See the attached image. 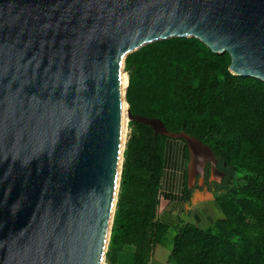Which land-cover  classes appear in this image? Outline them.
<instances>
[{
	"label": "water",
	"instance_id": "95a60500",
	"mask_svg": "<svg viewBox=\"0 0 264 264\" xmlns=\"http://www.w3.org/2000/svg\"><path fill=\"white\" fill-rule=\"evenodd\" d=\"M171 38L200 40L230 56L231 74L264 83V0H0V264H102L125 60ZM136 119L186 143L189 188L207 163L222 182L209 146Z\"/></svg>",
	"mask_w": 264,
	"mask_h": 264
},
{
	"label": "trees",
	"instance_id": "16d2710c",
	"mask_svg": "<svg viewBox=\"0 0 264 264\" xmlns=\"http://www.w3.org/2000/svg\"><path fill=\"white\" fill-rule=\"evenodd\" d=\"M168 43L202 53L199 60L193 58L187 66L178 64L170 76L174 108L179 113L191 111L197 119L155 116L150 108L140 115L132 111L110 248L116 253L145 221L141 209L133 208L130 201L146 205L150 199L144 211L151 213L147 218L156 245L163 242L168 229L157 220V195L164 177L166 143L171 139L156 135L150 126L140 123L136 117L142 116L158 118L169 131L187 133L209 146L221 167L225 165L223 169L228 177L219 186L221 196L217 198L224 218L206 229L181 224L173 238L172 261L175 264H264V83L234 76L229 71L228 54L214 56L195 38L171 39L164 44ZM137 85L131 80L128 93L132 94ZM189 157L186 146L187 161ZM233 158L254 161L259 166L243 185L226 191ZM193 191L186 182V201Z\"/></svg>",
	"mask_w": 264,
	"mask_h": 264
},
{
	"label": "rangeland",
	"instance_id": "374dc122",
	"mask_svg": "<svg viewBox=\"0 0 264 264\" xmlns=\"http://www.w3.org/2000/svg\"><path fill=\"white\" fill-rule=\"evenodd\" d=\"M171 39L153 42L127 56L125 60V74L128 78V89L131 80L134 81V83L138 84L137 88L132 94H129L127 89L126 100L130 108L131 116L132 111H135V113L140 115L145 113L146 108H150L151 112L155 116L167 114L173 118L185 117L192 120L197 119V116L191 111L179 113V111L174 108L172 104V83L170 76L172 74V71H174L175 67L178 64L187 66L191 59L194 58L199 60L198 57L202 53L200 52V50L193 51L190 48L187 51L185 46L177 43L164 44L166 42H169ZM213 55L223 57L226 54ZM132 120L133 116L129 119L127 126L125 151L128 137L131 133L130 122ZM174 158L177 161L178 155H176V157ZM186 164H188V161L186 162ZM169 165H171L170 162ZM257 166H259L257 162L246 161L240 158H233L229 167V170L232 174L230 179L231 181L226 191L233 190L234 188H238L243 185L247 178L252 176V170ZM176 168L177 165L172 167V169L174 170H176ZM201 186L202 185L200 183V187ZM192 189H198V187H196V183ZM216 190L217 189L215 188V191ZM120 191L121 182L115 207V214L119 206ZM163 194V190L158 193V202H161ZM149 201L150 199L148 200V202ZM148 202H146V205L150 203ZM130 205L135 209H141L140 211L144 215L143 220L145 221L144 223L141 222L137 226L133 237L129 241H127L116 253H114V250L110 248L109 242L107 251L105 252L104 264H175V262L172 261L170 257L173 244L172 239L175 230H169V232L166 233V236H164L163 245L158 247L159 249L156 250L157 246L159 245H156L151 239L150 221H148L149 219L147 218L151 215V213L146 212L145 214L144 211L147 206L143 205V203L141 202L139 203L138 201H130ZM189 211L190 209L187 212ZM157 252L161 253V257L157 258V261H155V255Z\"/></svg>",
	"mask_w": 264,
	"mask_h": 264
},
{
	"label": "crops",
	"instance_id": "0c3cea01",
	"mask_svg": "<svg viewBox=\"0 0 264 264\" xmlns=\"http://www.w3.org/2000/svg\"><path fill=\"white\" fill-rule=\"evenodd\" d=\"M185 153L186 143L184 141L173 139L167 141L165 171L160 190H163L164 194L161 202H159L157 220L168 226L167 232L175 230L174 236L181 224L189 223L206 229L224 218V214L217 204V198L221 196V192L215 191V188L195 189L190 199L185 200L184 183H186V167L188 165L186 164ZM176 155H178L177 161L174 158ZM176 165V170L172 169ZM189 209L190 211L187 212ZM162 245L163 242L157 246L156 250ZM159 257H161V253L157 252L155 261Z\"/></svg>",
	"mask_w": 264,
	"mask_h": 264
},
{
	"label": "bare ground",
	"instance_id": "6f19581e",
	"mask_svg": "<svg viewBox=\"0 0 264 264\" xmlns=\"http://www.w3.org/2000/svg\"><path fill=\"white\" fill-rule=\"evenodd\" d=\"M200 41V40H199ZM126 79H125V84H124V93L126 92L127 86H128V78L127 75L125 74ZM126 104V111L124 115V120H123V127H122V137H121V156H120V161H119V168H118V174H117V184H116V189H115V196H114V201H113V208H112V215H111V220H110V226H109V231H108V236H107V241H106V246H105V252L108 248L110 238H111V229H112V224H113V216L115 212V207L117 203V197H118V192L120 189V178H121V172H122V165H123V155L125 151V142H126V135H127V126L129 119L131 118V112L129 105L125 101ZM105 258V254H104ZM104 258L102 264H104Z\"/></svg>",
	"mask_w": 264,
	"mask_h": 264
},
{
	"label": "flooded vegetation",
	"instance_id": "af4514ba",
	"mask_svg": "<svg viewBox=\"0 0 264 264\" xmlns=\"http://www.w3.org/2000/svg\"><path fill=\"white\" fill-rule=\"evenodd\" d=\"M216 167L221 173H224V177L222 179V182L220 184H217L215 182H211L210 181V179H211V169L212 168H211V164L207 163L206 166H205V169H204V184H203L204 186L203 187L202 186L200 187V177L199 176L197 177L196 187H198V189L216 188L218 190L219 186L224 184V182L228 178L227 174L225 173V170L223 169V168H225V165L222 168L220 163H219V161L217 160ZM187 173H188V171L186 170V179H185V181L188 183V181H187Z\"/></svg>",
	"mask_w": 264,
	"mask_h": 264
}]
</instances>
